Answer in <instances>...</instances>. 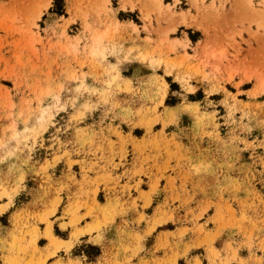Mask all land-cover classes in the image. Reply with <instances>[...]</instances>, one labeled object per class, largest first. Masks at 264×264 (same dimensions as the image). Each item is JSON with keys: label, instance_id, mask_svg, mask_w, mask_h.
<instances>
[{"label": "rangeland", "instance_id": "374dc122", "mask_svg": "<svg viewBox=\"0 0 264 264\" xmlns=\"http://www.w3.org/2000/svg\"><path fill=\"white\" fill-rule=\"evenodd\" d=\"M76 173L106 226L155 202L176 252L264 264V0H0V234Z\"/></svg>", "mask_w": 264, "mask_h": 264}, {"label": "crops", "instance_id": "0c3cea01", "mask_svg": "<svg viewBox=\"0 0 264 264\" xmlns=\"http://www.w3.org/2000/svg\"><path fill=\"white\" fill-rule=\"evenodd\" d=\"M191 49H195L194 45ZM188 52L194 54V51ZM198 52L201 53L200 50ZM52 178L57 188L68 183L65 174ZM76 180V184L72 182L69 186L71 197L63 192L62 201L50 218V227L45 223L31 222L28 232L25 230L23 234H19L21 224L12 236L8 235V231L0 234V264H171L175 259L176 264L181 261L184 264H211L203 246L192 244L186 254L183 253L184 248L178 246L176 252V241L172 234L175 229L165 228L169 221L158 223L157 203L144 206L143 202L138 201L137 207L130 206L123 217L115 218V223L106 226L103 211H106L108 203L98 198L100 193L105 192L102 180L95 174H89L85 179L80 173H76ZM95 187H98V208L88 214L83 206L84 197L80 195L93 191ZM133 195L136 196V193L133 192ZM33 199L27 203L28 206ZM12 228L10 220L8 229ZM91 228L94 229L88 231ZM47 231L52 233L54 244L63 245L73 240V245L69 250L65 247L55 249L46 236ZM74 232L80 233L77 239H72ZM188 241L191 243L195 240L188 236ZM35 247L39 251L34 252ZM90 248L97 249V256H90ZM215 248L218 250L216 244Z\"/></svg>", "mask_w": 264, "mask_h": 264}, {"label": "trees", "instance_id": "16d2710c", "mask_svg": "<svg viewBox=\"0 0 264 264\" xmlns=\"http://www.w3.org/2000/svg\"><path fill=\"white\" fill-rule=\"evenodd\" d=\"M167 103L169 104V101H167ZM56 232H57V234H59L58 230ZM97 254H98V251L96 252V254L94 256H97Z\"/></svg>", "mask_w": 264, "mask_h": 264}]
</instances>
